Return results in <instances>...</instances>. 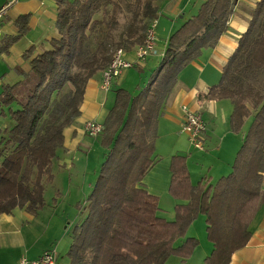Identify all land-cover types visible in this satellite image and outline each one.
I'll list each match as a JSON object with an SVG mask.
<instances>
[{"label": "trees", "instance_id": "1", "mask_svg": "<svg viewBox=\"0 0 264 264\" xmlns=\"http://www.w3.org/2000/svg\"><path fill=\"white\" fill-rule=\"evenodd\" d=\"M160 1L55 0L56 35L49 47L25 50L29 69H17L20 78L0 91V113L10 119L0 131V213L22 208L36 214L45 206L63 130L79 116L88 80L102 73L117 48L128 51L144 42ZM235 2L202 1L171 32L147 83L133 95L116 90L99 133L104 158L85 198V215L71 232L69 264H164L170 256L184 261L198 245L187 230L199 214L212 245L203 264H228L247 243L264 200V0L253 7L219 81L200 95L230 100L234 132L251 117L231 171L214 182L203 177L193 184L184 157L172 156L168 192L178 202L171 220L160 214L157 196L142 182L158 161L155 121L179 72L217 43ZM28 18L14 20L17 33L3 50L27 32Z\"/></svg>", "mask_w": 264, "mask_h": 264}, {"label": "crops", "instance_id": "2", "mask_svg": "<svg viewBox=\"0 0 264 264\" xmlns=\"http://www.w3.org/2000/svg\"><path fill=\"white\" fill-rule=\"evenodd\" d=\"M10 1L3 0L0 4V8L5 9L0 20V91L2 85L12 84L20 78L17 69L24 71L29 69L28 61L23 58L24 51L33 46L34 53H39L49 47V40L56 35L54 29L55 0H50L51 9L47 8L48 4L44 0H15L14 3L8 5ZM202 1L204 0H161L155 27V53L137 62L134 49L124 51V58L134 64L123 69L120 75L113 79L107 91L100 88L102 73L88 80L80 105V114L71 125L63 130V142L53 162V174L55 171L69 172L76 167L77 171H83L81 177H85L84 171L90 160L89 153L97 148L96 146H103L100 142V134L89 136L84 132V123L91 120L103 125L108 111L115 103L116 90L119 88L114 91V97L109 94L110 90L114 85H120V88L126 85L125 82L129 75L132 79H137L138 75L131 72L133 68L138 70L144 68L149 73V80L161 59L171 32L187 17L195 14ZM257 1L236 0L226 31L220 35L212 48L202 50L196 59L179 72L177 82L156 118L154 152L158 161L149 169L142 182L148 192L157 196L160 214L163 216L162 212L169 214L172 218L173 208L178 202L168 192L172 156L184 157L190 181L193 184L203 177H209L211 182H214L231 171L234 156L242 143L246 130L234 132L230 129L229 116L232 110L230 100L206 99L200 95L206 94L209 87L219 81L223 66L237 46L238 38L247 28L251 11ZM22 14L29 15L28 30L5 51L3 50L5 40L17 33L14 20ZM38 25L41 32L36 38H29L28 31ZM136 87L137 90L134 93L126 88L125 90L133 95L139 89V86ZM182 106H187L197 112L205 124V130L201 136V149L195 148L188 136L181 131ZM9 125V117L0 113V131ZM104 153L105 148L100 163L103 161ZM96 168L92 172L93 176L95 171L98 173ZM53 183L54 179L52 186ZM93 184L94 182L90 189ZM261 188L264 194V174H262ZM57 189H55L56 193H58ZM45 202V206L36 214L22 208L0 213V264H16L21 257L33 260L46 250L54 251V264H69L67 251L71 242L72 230L70 232L62 226L63 219L55 209L56 199L52 198L49 202L46 200ZM167 214L164 217L167 218ZM198 216L188 227L189 236L198 239V245L190 257L184 261L177 259L178 257H173L174 259L169 257L164 264H188L187 262L203 264L212 245L203 229L205 220L203 223V218ZM249 229L250 237L247 243L231 254L228 264H264V200L251 221ZM193 256L194 261H190Z\"/></svg>", "mask_w": 264, "mask_h": 264}, {"label": "rangeland", "instance_id": "3", "mask_svg": "<svg viewBox=\"0 0 264 264\" xmlns=\"http://www.w3.org/2000/svg\"><path fill=\"white\" fill-rule=\"evenodd\" d=\"M47 2V8H50V0H44ZM12 1L9 2L8 5L11 4ZM3 3V0L0 1V4ZM8 19V18H7ZM52 24V23H51ZM39 25L38 27H35L33 29H30L27 33L29 38H36L38 34L41 32L39 31ZM132 73H135L139 76H137V79H132V76L129 75L128 78L126 79V85L121 86L123 89H127L129 92L134 93L135 90H137L136 86H139L138 88H141L145 85V83L148 80L149 73L146 71L144 68L142 69H137L133 68L131 70ZM139 80H141V83H139ZM120 85H114L112 89L110 90L109 94L113 95L114 97V91L119 87ZM251 120V117L246 118L245 123L242 127V131L246 130L247 125L249 124ZM97 140V139H96ZM97 148H94L89 153V163L87 169L84 171L85 177H81L83 174V171H77L78 169L76 167H73L69 172L68 171H55L54 175V183L53 186L51 184L46 185L45 187V192H44V197L47 202L50 201V199L54 198L56 199V206L55 209L57 210L58 215H60L63 219L62 221V226L69 230L74 228L76 224H78L79 221L82 220V218L85 215V198L87 194L90 192V187L93 182L96 180V176L98 173L95 171V175H92L93 170H95V166H97V170L99 171L100 169V158L102 157V153L104 148L101 146H96ZM85 154V153H84ZM82 170V169H81ZM97 171V172H98ZM55 185V186H54ZM57 189L58 193L55 192V189ZM160 207V206H159ZM167 209V208H166ZM165 209V210H166ZM164 216H166L167 213L162 212ZM167 218L171 220L170 215L167 214ZM173 216V212H172ZM198 217L203 218V223H204V216L199 214ZM203 229L205 230V224ZM196 232L198 230L195 228ZM187 235H190V232L188 230ZM193 235V234H191ZM171 259H174L173 257L175 256H170ZM177 258V257H176ZM179 259V258H177ZM191 259V258H190ZM194 256L192 260L194 261ZM180 260V259H179ZM171 261V260H169ZM190 264V262H187ZM193 263V262H191Z\"/></svg>", "mask_w": 264, "mask_h": 264}, {"label": "built area", "instance_id": "4", "mask_svg": "<svg viewBox=\"0 0 264 264\" xmlns=\"http://www.w3.org/2000/svg\"><path fill=\"white\" fill-rule=\"evenodd\" d=\"M4 7L0 8V20L4 15ZM155 27L156 20H152L146 29L145 39L141 45L134 48L136 61L140 62L146 58L147 55L155 53ZM134 63L124 58V50L117 48L108 66L102 71V78L100 88L107 91L115 77L119 76L123 69L132 66ZM183 121L181 124V131L184 132L190 143L198 149L202 148L201 136L205 130V124L200 115L189 109L187 106H182ZM103 129V125L95 121L88 120L83 125L84 132L89 136L98 135ZM55 253L52 250L44 251L38 258L30 260L26 257H21L16 264H54Z\"/></svg>", "mask_w": 264, "mask_h": 264}, {"label": "water", "instance_id": "5", "mask_svg": "<svg viewBox=\"0 0 264 264\" xmlns=\"http://www.w3.org/2000/svg\"><path fill=\"white\" fill-rule=\"evenodd\" d=\"M11 1H12L11 4L15 2V0H11ZM11 4H10V5H11Z\"/></svg>", "mask_w": 264, "mask_h": 264}, {"label": "bare ground", "instance_id": "6", "mask_svg": "<svg viewBox=\"0 0 264 264\" xmlns=\"http://www.w3.org/2000/svg\"><path fill=\"white\" fill-rule=\"evenodd\" d=\"M5 12V11H4Z\"/></svg>", "mask_w": 264, "mask_h": 264}]
</instances>
